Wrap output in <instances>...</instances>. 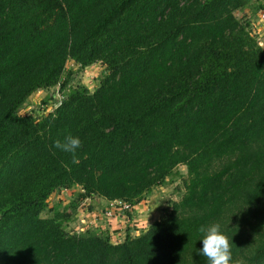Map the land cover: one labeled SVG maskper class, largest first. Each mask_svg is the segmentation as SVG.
I'll list each match as a JSON object with an SVG mask.
<instances>
[{
    "label": "trees",
    "instance_id": "obj_1",
    "mask_svg": "<svg viewBox=\"0 0 264 264\" xmlns=\"http://www.w3.org/2000/svg\"><path fill=\"white\" fill-rule=\"evenodd\" d=\"M259 1L0 0V264H208L199 228L212 224L231 264H264V47L236 16ZM69 61L106 67L96 90L20 115L67 89ZM68 135L78 164L54 146ZM180 166L182 199L122 243L70 234L67 209L43 217L76 188L136 207Z\"/></svg>",
    "mask_w": 264,
    "mask_h": 264
},
{
    "label": "rangeland",
    "instance_id": "obj_2",
    "mask_svg": "<svg viewBox=\"0 0 264 264\" xmlns=\"http://www.w3.org/2000/svg\"><path fill=\"white\" fill-rule=\"evenodd\" d=\"M256 4H264V0ZM236 16L243 23L249 22L251 24L253 35L259 39L260 45L264 47V9L258 13H254V9L248 8L244 11L237 12ZM105 74L106 67L101 63L81 69L78 64L69 61L66 66V73L62 78V82L69 80L67 89L63 90L59 85L51 90L35 93L20 110V115L33 116L37 120H41L50 113H53L57 104L63 99L65 90L67 92L70 88L82 86L93 93ZM175 173L174 176L166 179L163 186L157 187L147 194L139 204L138 209L134 207V209L131 210L130 218L127 217V214L120 213L117 210H115L112 217H107L104 213L114 209L113 205L99 199L80 200V188L71 191L63 190L54 194L49 199V208L43 214V217H52L54 210L63 211L67 209L68 213L71 214V221L66 225L67 231L75 235L82 234V217L84 216L92 221H103L101 218H103L102 216L104 215V218L109 224L112 223L114 218L119 217L123 221L122 223H118L119 225L116 230L107 228L104 222L100 224L105 226V229H98L102 234L109 235L111 240L114 239V244H119L124 242L128 236L135 238L142 235L151 225L157 221H161L171 212L173 203L179 202L182 199L186 192L185 183L188 180L187 168L185 166H180ZM100 224L97 222V225L101 228ZM88 226L86 225V227H83L87 229ZM120 226L122 227L120 228ZM114 232L118 233V237Z\"/></svg>",
    "mask_w": 264,
    "mask_h": 264
},
{
    "label": "clouds",
    "instance_id": "obj_3",
    "mask_svg": "<svg viewBox=\"0 0 264 264\" xmlns=\"http://www.w3.org/2000/svg\"><path fill=\"white\" fill-rule=\"evenodd\" d=\"M54 146L65 153H70L74 164L80 162L77 150L82 147V141L79 137L68 135L63 141H55ZM220 227L219 224H212L199 228V231L204 234L201 239L203 247L199 250V254L207 258L208 264H231L232 261L229 238L221 232Z\"/></svg>",
    "mask_w": 264,
    "mask_h": 264
},
{
    "label": "crops",
    "instance_id": "obj_4",
    "mask_svg": "<svg viewBox=\"0 0 264 264\" xmlns=\"http://www.w3.org/2000/svg\"><path fill=\"white\" fill-rule=\"evenodd\" d=\"M68 191H70V190H68ZM88 200V199H87ZM101 201H103L102 199H101ZM105 201V200H104ZM98 203V202H97ZM96 204V203H95ZM110 204H112V203H110ZM139 206V205H138ZM138 206H136V209H138ZM104 215H106V213H104ZM104 215L102 216L103 218H101V219H103V221H100V220H94V221H92V220H89V219H87L85 216L84 217H82V224H83V226H85L86 227V225L88 226V228L87 229H85L83 226L81 227V232L83 233L84 231H93V232H97L98 234H102V232L101 231H99L98 229H105V226H102V224H100V223H105V225L107 226V228H109V229H111V230H116L117 229V226L119 225L118 223H122V221L123 220H121V218H119V217H116V218H114L113 219V221H112V223H108L107 222V220L104 218ZM108 220H110V219H108ZM100 221V222H99ZM129 221V220H128ZM97 222L100 224V226H101V228L97 225ZM85 224V225H84ZM122 226H120V228H121ZM92 228V229H91ZM85 229V230H84ZM96 230V231H95ZM115 233V232H114ZM116 234V236H117V234L118 233H115ZM119 235H121V234H119ZM118 237V236H117ZM114 240V239H113ZM113 240H111L112 241V243H113Z\"/></svg>",
    "mask_w": 264,
    "mask_h": 264
},
{
    "label": "built area",
    "instance_id": "obj_5",
    "mask_svg": "<svg viewBox=\"0 0 264 264\" xmlns=\"http://www.w3.org/2000/svg\"><path fill=\"white\" fill-rule=\"evenodd\" d=\"M62 99L60 100V102ZM60 102L58 106L60 105ZM114 209L110 210L109 212L106 213L107 217H112L114 215L115 210L119 211L120 213H125V212H131V210L134 209L130 204L121 202V201H116L112 203Z\"/></svg>",
    "mask_w": 264,
    "mask_h": 264
}]
</instances>
